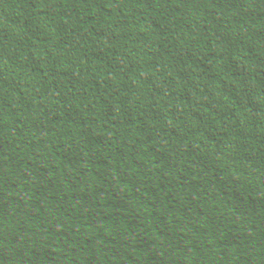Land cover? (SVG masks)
Wrapping results in <instances>:
<instances>
[{"label":"trees","instance_id":"obj_1","mask_svg":"<svg viewBox=\"0 0 264 264\" xmlns=\"http://www.w3.org/2000/svg\"><path fill=\"white\" fill-rule=\"evenodd\" d=\"M0 264H264V0H0Z\"/></svg>","mask_w":264,"mask_h":264}]
</instances>
